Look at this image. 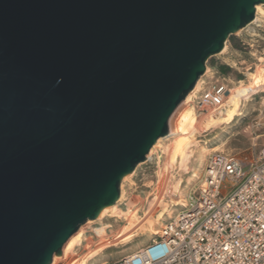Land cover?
I'll list each match as a JSON object with an SVG mask.
<instances>
[{
    "label": "water",
    "instance_id": "1",
    "mask_svg": "<svg viewBox=\"0 0 264 264\" xmlns=\"http://www.w3.org/2000/svg\"><path fill=\"white\" fill-rule=\"evenodd\" d=\"M264 0H0V264H51L168 133Z\"/></svg>",
    "mask_w": 264,
    "mask_h": 264
},
{
    "label": "rangeland",
    "instance_id": "2",
    "mask_svg": "<svg viewBox=\"0 0 264 264\" xmlns=\"http://www.w3.org/2000/svg\"><path fill=\"white\" fill-rule=\"evenodd\" d=\"M256 21L257 26L250 25L254 27L249 29L251 38L243 34V31L231 35L225 43L224 51L214 57L205 71L208 75L216 69L212 66H217L219 80L223 78L231 89V95L224 105L199 115L192 107V97L184 107L185 117H182L184 113L177 117L182 106L171 119L172 127L179 130L178 135L157 141L147 154L146 160L120 184L122 200L117 205L123 204L118 207L119 213H106L100 220L84 223L80 235L78 233L70 243L65 259L57 260L54 264H77L88 252L92 256L88 258L87 264H93L117 258L141 246L153 235L150 230L131 234L121 243L113 245L117 236L130 226L129 216L120 217V213L127 210L130 214L138 208L141 218L158 198L159 201L154 203L152 228L159 229L167 219L168 212L174 213L180 207V204H175V200L184 199L188 191L198 183L206 160L212 154L203 156L207 147L222 144L217 153L234 155L244 163L264 160V18L259 15ZM239 37L247 43H241ZM222 67H227V72L221 71ZM260 68L263 76L257 77L255 71ZM204 78L205 74L200 82ZM240 87L247 88L248 94L237 97L235 104L231 103L230 99L234 96L232 90ZM188 119L192 121L190 124L186 123ZM204 125H207L205 130ZM190 133L193 138L185 148L186 157L182 158L178 153L177 143L180 138L187 137ZM159 213L161 218L157 216ZM102 225L108 226L104 240L91 232ZM101 244L103 245L98 250L95 249Z\"/></svg>",
    "mask_w": 264,
    "mask_h": 264
},
{
    "label": "built area",
    "instance_id": "3",
    "mask_svg": "<svg viewBox=\"0 0 264 264\" xmlns=\"http://www.w3.org/2000/svg\"><path fill=\"white\" fill-rule=\"evenodd\" d=\"M250 25L258 24L254 20L239 34L251 38ZM218 74L214 69L200 82L191 102L199 115L222 106L230 94ZM192 188L158 233L131 252L97 264H264V160L244 163L231 154L212 153Z\"/></svg>",
    "mask_w": 264,
    "mask_h": 264
},
{
    "label": "bare ground",
    "instance_id": "4",
    "mask_svg": "<svg viewBox=\"0 0 264 264\" xmlns=\"http://www.w3.org/2000/svg\"><path fill=\"white\" fill-rule=\"evenodd\" d=\"M261 15L263 18H264V4H259V5H256V7H255V18H254V20H256V19H258V16L259 15ZM226 48V44L224 45V47H223V49H222V51L221 52H223L224 51V49ZM220 52V53H221ZM263 59V58H262ZM263 63H264V61H263ZM258 69V68H257ZM255 73H256V76L257 77H261V76H263V74H262V72H261V68L259 69V70H256L255 71ZM200 80L201 79H199L197 82H196V84H195V86H194V88H193V90L189 93V94H187L186 96H185V98L178 104V106L174 109V111L172 112V114L170 115V117H169V119H168V133L164 136V137H162V138H159L157 141L159 142L160 140H162V139H168V138H170V137H173V136H175V135H178V132H179V130L178 129H176V128H173L172 127V125H171V119H172V117L174 116V114L177 112V111H179L181 108H182V106H183V108L181 109V111L179 112V114H178V116L177 117H179L180 115H182L183 113H184V107L186 106V105H188V103L192 100V97L194 98L195 96H196V94H197V92H199L200 90H201V87H200ZM261 82H263V81H261ZM264 89V88H263ZM230 91H231V89H230ZM232 94L234 95V96H232L231 97V99H230V102L231 103H234L235 104V102H236V98L237 97H241V96H243L244 94H248V89L247 88H237V89H235V90H232ZM231 95V92H230V94H229V96ZM228 96V97H229ZM228 99V98H227ZM227 101V100H226ZM225 101V102H226ZM262 101H264V97L262 98ZM224 105V104H223ZM227 105V104H226ZM187 111V110H186ZM185 115H186V112L182 115V117H185ZM218 117V116H217ZM214 118H216V117H214ZM190 122H192L191 121V119H188L187 121H186V123L187 124H190ZM207 122V121H206ZM211 124V123H210ZM213 124V123H212ZM206 126L207 125H204V130L206 129ZM183 127V126H182ZM209 127V126H208ZM183 128H185V127H183ZM180 137V136H179ZM178 138V137H177ZM193 138V135L190 133L187 137H183V138H180L179 139V141H178V143H177V150H178V153H179V155L182 157V158H184V157H186V154H185V148H186V146H188L187 144L189 143V142H191V139ZM157 141L155 142V144L157 143ZM154 144V145H155ZM153 145V146H154ZM222 145V144H221ZM221 145H214V146H212V147H207V148H205V150H204V152H205V154L203 155L204 157L207 155V154H210V153H217L218 152V149H219V147L221 146ZM178 155V156H179ZM173 161V160H172ZM171 165V164H170ZM172 166V165H171ZM134 172V171H133ZM133 174V173H132ZM132 174H130V175H132ZM129 175V176H130ZM128 176V177H129ZM179 184H177L176 185V188H178L177 186H178ZM175 190V189H174ZM191 190H193V188L191 189ZM162 191V190H161ZM177 192V191H176ZM161 196V195H160ZM176 196V195H175ZM156 199V198H155ZM161 199V198H160ZM122 200V193H121V195H120V197H119V199H118V201L115 203V204H113L112 206H110V208L108 209V210H106V211H104L103 213H102V216L101 217H98L97 219H95V220H100V219H102L103 217H104V215L107 213V214H110V213H119V209H118V207L119 206H121L123 203H121L120 205H117L120 201ZM157 200H158V198H157ZM156 200V201H157ZM173 200V199H172ZM156 201L154 202L153 201V204L148 208V210L146 211V212H144V214H143V217H141L140 218V216L138 215V212H139V209L138 208H136V210L134 209V211H131V213L129 214L128 213V211L127 210H123L121 213H120V217H128L129 216V219H130V226L128 227V228H126L124 231H122L120 234H119V236H117V240L115 241L114 239H112L111 241L113 242V240H114V243H113V245H115V244H117V243H121L122 241H123V239L125 238V237H127V236H130L131 234H141V231L142 230H147V231H151V233H153V234H156V233H158L159 232V229L158 228H152V224H153V221H152V218H153V210H154V203L156 204ZM159 201V200H158ZM161 201V200H160ZM176 202H175V204H181V203H184L183 201H184V199H180L179 201L178 200H175ZM159 205V204H158ZM131 209V208H130ZM180 208H178L177 210H179ZM176 210V211H177ZM130 212V211H129ZM172 213H173V211H169L168 212V216L167 217H169V216H171L172 215ZM106 214V215H107ZM128 215V216H127ZM158 216V218L160 217L161 218V213H159V215H157ZM88 223L87 224H90V223H92L93 221H90V220H88L87 221ZM86 223V222H85ZM86 224V225H87ZM162 225V224H161ZM107 225H102V226H100L99 228H95V229H90L91 230V232L93 233V234H95V236H97V237H102V240H104V235L106 234V229H107ZM161 227V226H160ZM82 229H83V226H81L78 230H77V233L75 234V236L73 237V239L71 240V242L76 238V236L78 235V233H79V235H80V233L82 232ZM139 232V233H138ZM92 235V234H91ZM70 242V243H71ZM70 243H69V245H70ZM69 245H68V247H69ZM103 244H101V245H99L98 247H96L95 249H99L101 246H102ZM68 247L67 248H65L64 249V253H63V256L62 257H60V258H57V257H55V256H53V259H52V263L51 264H54L57 260H61V259H63L64 257H66V255H67V251H68ZM140 247V246H139ZM108 248V247H107ZM92 250V249H91ZM90 256H92V254L91 253H86V254H84L81 258H80V260L77 262V264H87V260H88V258L90 257ZM65 259V258H64ZM102 261V260H101ZM98 263V262H97ZM97 263H93V264H97Z\"/></svg>",
    "mask_w": 264,
    "mask_h": 264
},
{
    "label": "trees",
    "instance_id": "5",
    "mask_svg": "<svg viewBox=\"0 0 264 264\" xmlns=\"http://www.w3.org/2000/svg\"><path fill=\"white\" fill-rule=\"evenodd\" d=\"M227 70H228L227 67H222V68H221V71H223V72H227Z\"/></svg>",
    "mask_w": 264,
    "mask_h": 264
},
{
    "label": "crops",
    "instance_id": "6",
    "mask_svg": "<svg viewBox=\"0 0 264 264\" xmlns=\"http://www.w3.org/2000/svg\"><path fill=\"white\" fill-rule=\"evenodd\" d=\"M212 68H216L217 69V66L213 65Z\"/></svg>",
    "mask_w": 264,
    "mask_h": 264
}]
</instances>
